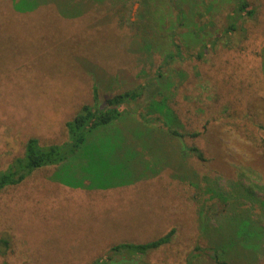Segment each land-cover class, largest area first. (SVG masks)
Returning a JSON list of instances; mask_svg holds the SVG:
<instances>
[{"label": "rangeland", "instance_id": "374dc122", "mask_svg": "<svg viewBox=\"0 0 264 264\" xmlns=\"http://www.w3.org/2000/svg\"><path fill=\"white\" fill-rule=\"evenodd\" d=\"M201 1L177 26L169 0H0V169L30 137L66 141L65 123L94 88L103 102L147 84L146 102L172 116L130 105L88 133L92 153L82 146L65 170L35 169L1 189L0 264H215L196 246L264 264V0H248L255 15L227 45L205 49L223 34L230 0H205L213 8L202 17ZM174 31L183 56L165 66ZM138 112L161 120L145 124ZM164 122L197 135H169ZM172 228L145 255L110 252Z\"/></svg>", "mask_w": 264, "mask_h": 264}, {"label": "trees", "instance_id": "16d2710c", "mask_svg": "<svg viewBox=\"0 0 264 264\" xmlns=\"http://www.w3.org/2000/svg\"><path fill=\"white\" fill-rule=\"evenodd\" d=\"M172 8L175 10L174 22L177 26L182 25V22L187 17V14L191 11L189 5L192 4L193 0H169ZM227 11L225 13V26L224 32L221 35L215 36L209 41L202 43V48H207L209 46L214 47L217 42H222L224 45H227V37L230 34H233L238 28V21L244 18L253 17L255 15V9L250 5L248 0H230L227 4ZM201 10L199 14L201 17L205 15H210L209 12L213 8V4L209 1H201ZM202 7L206 11H202ZM19 9V7H18ZM204 13V14H203ZM204 23L200 21V18L195 22V26L198 30H201V26ZM171 44H173V51H168L163 56V65H168L170 62H173L175 59L182 58L180 51V43L176 42L173 39V36L176 37V31L172 32L170 36ZM203 53V51H202ZM200 54L197 55L200 58ZM163 74L161 71L155 73L154 77H161ZM148 85H139L135 88L124 90L122 92L116 93L103 102L98 100L96 88L92 91V103L83 104L75 113L74 117L65 123L67 131V140L59 144H48L42 145L39 143L36 137L28 138L24 143V149L20 156L14 157L4 169H0V190L9 185H15L21 182L27 175H29L35 169H40L52 165H63L59 169H66V164L69 163L67 160L75 154L79 148L82 146H88L90 152L92 153V146L88 145L87 139L88 133L90 131H95L98 127L102 125H107L112 121L119 119L124 114H129L128 106L133 105L141 111V107L149 103L156 106V109L159 113H163L165 110V115L170 116L171 112L166 108L165 104L162 101L157 100H146L144 99V92L147 89ZM142 102V103H141ZM146 102V103H145ZM146 113L138 112L139 118L143 123H155L160 122L159 117H148ZM169 135L184 137V136H195L197 133L189 132H180L177 129L172 128L168 123L164 122L162 124ZM187 150L192 153L197 159L203 161L204 156L201 150L195 146H188ZM67 162V163H66ZM92 169V167H88ZM60 171V170H59ZM92 172V170H88ZM86 172V171H85ZM115 172V171H114ZM87 173V172H86ZM89 178L92 177L89 175ZM107 186V185H104ZM174 229H170L166 234L160 236L156 239L149 240L142 243H116L112 245L109 249L110 252L115 254L120 253H132L135 255H145L149 251H152L161 245L167 244L171 241ZM8 240L2 238L0 241V251L2 254L5 253V248H7ZM1 247H3L1 249ZM197 252L207 253V256L215 262V264H232L229 261L221 257L220 250L215 247H206L200 248L195 247ZM197 256L196 253L190 254V259H193ZM105 261L96 259L92 264H110L111 256H107Z\"/></svg>", "mask_w": 264, "mask_h": 264}]
</instances>
